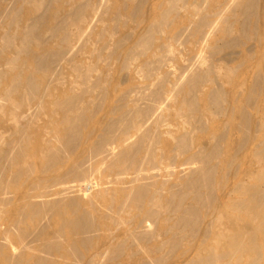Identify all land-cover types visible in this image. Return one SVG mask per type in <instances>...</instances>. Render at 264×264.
Returning a JSON list of instances; mask_svg holds the SVG:
<instances>
[{
    "label": "bare ground",
    "instance_id": "6f19581e",
    "mask_svg": "<svg viewBox=\"0 0 264 264\" xmlns=\"http://www.w3.org/2000/svg\"><path fill=\"white\" fill-rule=\"evenodd\" d=\"M262 21L264 0H0V264H264V68L229 92L245 68L217 60Z\"/></svg>",
    "mask_w": 264,
    "mask_h": 264
},
{
    "label": "rangeland",
    "instance_id": "374dc122",
    "mask_svg": "<svg viewBox=\"0 0 264 264\" xmlns=\"http://www.w3.org/2000/svg\"><path fill=\"white\" fill-rule=\"evenodd\" d=\"M161 0H155V2L159 3ZM149 7L147 8V11H151V7H150V3L148 4ZM149 9V10H148ZM263 27H262V33H263V39L261 40V42L258 41H249L247 44H245L243 46V48L241 49L240 47L238 48H234L231 50H227L226 53L224 54H220L217 57L218 61L221 62H227L228 65L230 67H234L235 71L237 72V69L239 66L244 67L245 69H243V73L240 74V76L236 75L235 79L233 80V82L227 86L229 92H233V88H237L238 84L240 83V85H245L246 86H251L254 83V77L256 75V73L259 71V69L264 68V22L262 21ZM243 50V52H241ZM252 55L254 57V59H249L248 55ZM258 64V65H257ZM237 65V67H236ZM236 67V68H235ZM246 70V71H245ZM254 78V79H253ZM131 84L133 85H137L139 84L138 81L136 82H132ZM125 87H127L128 82L125 81ZM239 85V86H240ZM235 91V90H234ZM240 93L239 98H236V102L231 103V101H234L235 98H230L227 106L231 109L235 104H237L240 101H243L245 96L244 94H241L242 91L241 89H237V93ZM239 103H244V102H239ZM259 104L262 108V112L264 113V100L261 102V100L259 101V103L255 104V106L259 107ZM250 113H252L254 116H257L256 112L254 111V109H249ZM262 115V113H261ZM259 119V116H257ZM221 124L225 125V121L220 122ZM245 167V166H244ZM243 178V177H242ZM97 178H95L96 180ZM94 180V179H93ZM237 181H240L239 179ZM235 184V182H233ZM2 213V212H1ZM2 216V215H0ZM1 228H4V224H2Z\"/></svg>",
    "mask_w": 264,
    "mask_h": 264
}]
</instances>
